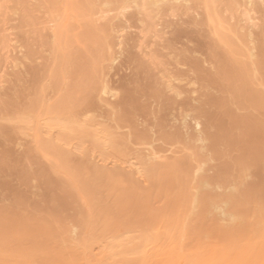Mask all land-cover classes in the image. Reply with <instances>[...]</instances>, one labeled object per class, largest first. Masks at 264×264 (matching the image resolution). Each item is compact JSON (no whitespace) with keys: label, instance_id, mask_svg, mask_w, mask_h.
Masks as SVG:
<instances>
[{"label":"bare ground","instance_id":"bare-ground-1","mask_svg":"<svg viewBox=\"0 0 264 264\" xmlns=\"http://www.w3.org/2000/svg\"><path fill=\"white\" fill-rule=\"evenodd\" d=\"M1 55L0 264H264V0H0Z\"/></svg>","mask_w":264,"mask_h":264},{"label":"rangeland","instance_id":"rangeland-1","mask_svg":"<svg viewBox=\"0 0 264 264\" xmlns=\"http://www.w3.org/2000/svg\"><path fill=\"white\" fill-rule=\"evenodd\" d=\"M0 58H1V59H0V61H2V60H3V61L0 63V67H1V64H2V63H4V56H2V55H1V57H0ZM2 58H3V59H2ZM2 65H3V64H2Z\"/></svg>","mask_w":264,"mask_h":264}]
</instances>
